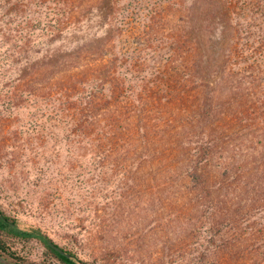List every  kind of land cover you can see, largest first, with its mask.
<instances>
[{
    "label": "trees",
    "instance_id": "1",
    "mask_svg": "<svg viewBox=\"0 0 264 264\" xmlns=\"http://www.w3.org/2000/svg\"><path fill=\"white\" fill-rule=\"evenodd\" d=\"M0 77V130L33 110L36 211L78 205L89 240L116 232L147 264H264V0H0ZM0 212L16 263L8 238L111 261Z\"/></svg>",
    "mask_w": 264,
    "mask_h": 264
},
{
    "label": "rangeland",
    "instance_id": "2",
    "mask_svg": "<svg viewBox=\"0 0 264 264\" xmlns=\"http://www.w3.org/2000/svg\"><path fill=\"white\" fill-rule=\"evenodd\" d=\"M1 83L2 78L0 77V87ZM14 111L15 115H11L13 118L10 121V127L8 126L5 132L0 130V181L2 178H9L10 171L15 174L18 170L23 171V173L29 170V173L25 181L22 176L21 182H23L16 189L14 187L10 188L7 185L3 187L0 184V201L5 209L12 215L19 217L22 226L28 227L37 225L43 227V229L61 246L75 251L81 257L89 259L92 263H95V255L91 251L95 250L97 253H100V250L104 247H106L107 251L111 254V261L106 262L104 259H99L96 264L150 263L149 259L153 257L148 256L146 251L142 253L144 256L134 255L135 253H131L133 255L128 256V240L116 236L118 235L116 232L97 234V236L99 235L98 237L89 240L88 234L86 233L88 230L86 228L91 226L92 218L88 216L87 212H80L78 210V205L72 206V213L65 209H63L61 214H52L48 211H44L43 213L36 211V208L40 205L37 199L38 194L35 188L29 186L33 162L29 161L27 159L28 157L20 159L19 156L23 151L31 154L36 146V143L28 138L33 128L27 122L30 121V111L33 110L28 108L21 110L16 109ZM17 128H20L22 132H26L19 133L16 130ZM33 133H31V135L34 137ZM10 161L12 162V166L9 167ZM8 185L10 184L8 183ZM54 201H56V205H52V210H61L63 207L60 205L61 201H57V199ZM127 206L128 205L125 207L128 212ZM140 209L141 208H139V210ZM60 223H67L68 226L64 228ZM76 225H80V228H73ZM106 235L109 237H106ZM8 241L10 245L28 261L27 264H63L37 240L24 241L8 238ZM108 244H111V246H109L110 248H108ZM176 259L177 254L175 255L174 261H176ZM235 260L237 264H255L259 261V257L253 254L248 256L243 255ZM174 261H171L168 257V260L164 264H179V262ZM236 261L230 258L227 259L228 264H236Z\"/></svg>",
    "mask_w": 264,
    "mask_h": 264
},
{
    "label": "crops",
    "instance_id": "3",
    "mask_svg": "<svg viewBox=\"0 0 264 264\" xmlns=\"http://www.w3.org/2000/svg\"><path fill=\"white\" fill-rule=\"evenodd\" d=\"M0 264H19L0 251Z\"/></svg>",
    "mask_w": 264,
    "mask_h": 264
},
{
    "label": "water",
    "instance_id": "4",
    "mask_svg": "<svg viewBox=\"0 0 264 264\" xmlns=\"http://www.w3.org/2000/svg\"><path fill=\"white\" fill-rule=\"evenodd\" d=\"M0 216H3V215L1 214V212H0ZM49 244H50L54 249H56L57 251L61 252L62 254L70 255V254H68V253L64 250V248H63L61 245H59V244L56 243L55 241H53V240H49Z\"/></svg>",
    "mask_w": 264,
    "mask_h": 264
}]
</instances>
